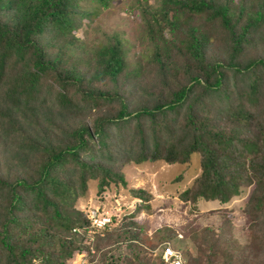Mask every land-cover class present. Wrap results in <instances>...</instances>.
Segmentation results:
<instances>
[{
	"label": "trees",
	"instance_id": "obj_1",
	"mask_svg": "<svg viewBox=\"0 0 264 264\" xmlns=\"http://www.w3.org/2000/svg\"><path fill=\"white\" fill-rule=\"evenodd\" d=\"M91 1L107 5L0 0V264H66L90 247L101 258L89 264H167L165 246L184 264H264V0H160L131 62L117 34L87 44L72 32ZM215 38L226 47L213 56ZM193 153L199 172L179 199L226 202L250 187V237L230 246L210 226H187L190 246L172 247L176 229L147 235L133 219L151 198L142 188L115 225L91 226L74 207L88 180L101 194L125 185L128 163Z\"/></svg>",
	"mask_w": 264,
	"mask_h": 264
},
{
	"label": "rangeland",
	"instance_id": "obj_2",
	"mask_svg": "<svg viewBox=\"0 0 264 264\" xmlns=\"http://www.w3.org/2000/svg\"><path fill=\"white\" fill-rule=\"evenodd\" d=\"M243 2H246V6L252 9L256 0H241V4ZM234 4L238 6V0H233L230 4L232 8H235ZM88 5L96 9L89 18H83L81 25L72 31L77 37H81L87 44H92L106 38L104 34L107 36L117 34L123 42L126 41L123 46L126 49L127 60L130 62L136 58V52L146 51L145 47L148 43L145 40L143 19L153 16L155 9L160 5V0H107L105 7L91 1ZM200 22H202L201 19L193 17L192 23L200 24ZM253 43L256 44V42ZM209 46L210 43L207 49ZM225 47L224 41L218 42L215 38L212 40L209 52L216 56L222 54ZM122 172L125 185H112L104 189L101 194L96 192L95 181L88 180L85 193L76 200L74 207L84 212L86 218L90 220L99 219L106 224L113 218L111 225H115L123 220L124 214H128L139 203V199L133 197L129 190L142 188L150 194L151 198L133 219L146 228L147 235L162 226H170L176 229L179 237L183 238L184 235L189 234L186 230L187 226L195 228L207 225L213 228L217 239L223 240L230 246L234 241L240 242L250 237L251 223L244 209L250 187L243 188L239 195L231 197L223 204L218 201L204 202L205 200L199 199L192 205L190 202L179 199L181 191L199 172L197 153L191 154L188 163L167 164L162 160L143 162L139 165L128 163L122 167ZM178 176L179 180L176 181L175 178ZM259 223L264 224V218L258 220L256 225ZM93 236L92 231H86L83 242L87 244L89 242L88 246H91ZM179 240H182V245ZM179 240L171 246H179L183 249L186 243L187 247L190 246L185 238ZM91 249L94 247H90L88 256L85 252H74L66 264L97 262L101 254L96 256ZM246 252L249 253V249ZM152 254L153 258L158 256L159 248ZM31 264L41 263L34 260Z\"/></svg>",
	"mask_w": 264,
	"mask_h": 264
},
{
	"label": "built area",
	"instance_id": "obj_3",
	"mask_svg": "<svg viewBox=\"0 0 264 264\" xmlns=\"http://www.w3.org/2000/svg\"><path fill=\"white\" fill-rule=\"evenodd\" d=\"M97 225L101 224V220H96ZM103 221V220H102ZM162 260L167 264H183L182 257L179 251L172 249L169 246H165L161 252Z\"/></svg>",
	"mask_w": 264,
	"mask_h": 264
},
{
	"label": "clouds",
	"instance_id": "obj_4",
	"mask_svg": "<svg viewBox=\"0 0 264 264\" xmlns=\"http://www.w3.org/2000/svg\"><path fill=\"white\" fill-rule=\"evenodd\" d=\"M160 4H161V2H160ZM160 7V5L158 6V8ZM158 8H156V9H158ZM133 165H135V164H133ZM250 191H251V189H250ZM250 191H249V193H248V195L246 196V200L248 199V196L250 195ZM234 196H237V195H234ZM231 197H233V196H231ZM230 197V198H231ZM230 198L228 199V201L230 200ZM202 200H204V199H202ZM212 201H218L217 199H212V200H205L204 202H212ZM219 203H226V202H220V201H218ZM89 219V218H88ZM90 220V219H89ZM96 220H99V219H96ZM106 221H109V220H106ZM105 224V222L104 221H102L101 220V224L100 225H97V223H96V221H94V219L93 220H90V225L91 226H94V227H96L97 226V228L98 227H101V226H103ZM162 249L163 248H161V252H162ZM161 252H160V254H161ZM182 257V256H181ZM162 258V257H161ZM182 260H183V264L185 263V261H184V259L182 258Z\"/></svg>",
	"mask_w": 264,
	"mask_h": 264
}]
</instances>
